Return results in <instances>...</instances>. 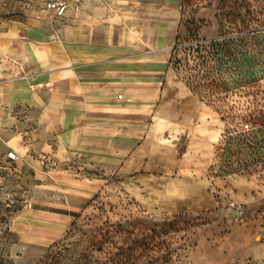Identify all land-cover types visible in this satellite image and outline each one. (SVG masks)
Returning <instances> with one entry per match:
<instances>
[{
    "label": "rangeland",
    "instance_id": "374dc122",
    "mask_svg": "<svg viewBox=\"0 0 264 264\" xmlns=\"http://www.w3.org/2000/svg\"><path fill=\"white\" fill-rule=\"evenodd\" d=\"M148 1L165 86L124 127L165 167L2 170L0 264H264V0Z\"/></svg>",
    "mask_w": 264,
    "mask_h": 264
},
{
    "label": "crops",
    "instance_id": "0c3cea01",
    "mask_svg": "<svg viewBox=\"0 0 264 264\" xmlns=\"http://www.w3.org/2000/svg\"><path fill=\"white\" fill-rule=\"evenodd\" d=\"M47 1L64 3L65 14ZM141 2L150 1L0 0V190L2 170L45 181L81 155L100 169L162 171L156 150L124 127L143 104H155L157 118L165 86L167 37L142 50Z\"/></svg>",
    "mask_w": 264,
    "mask_h": 264
},
{
    "label": "built area",
    "instance_id": "2783aa9c",
    "mask_svg": "<svg viewBox=\"0 0 264 264\" xmlns=\"http://www.w3.org/2000/svg\"><path fill=\"white\" fill-rule=\"evenodd\" d=\"M45 8L49 11L54 12L57 16H63L66 12V5L64 3L55 2V1H47L45 4ZM245 129H248V125H245ZM8 156L10 158H14V154L9 153Z\"/></svg>",
    "mask_w": 264,
    "mask_h": 264
},
{
    "label": "trees",
    "instance_id": "16d2710c",
    "mask_svg": "<svg viewBox=\"0 0 264 264\" xmlns=\"http://www.w3.org/2000/svg\"><path fill=\"white\" fill-rule=\"evenodd\" d=\"M17 239H18V237H17ZM17 239H16V241L13 242L14 244L17 242ZM18 240H19V239H18Z\"/></svg>",
    "mask_w": 264,
    "mask_h": 264
}]
</instances>
